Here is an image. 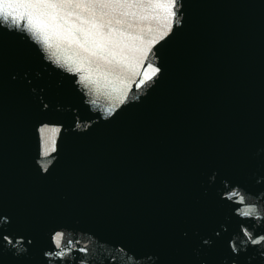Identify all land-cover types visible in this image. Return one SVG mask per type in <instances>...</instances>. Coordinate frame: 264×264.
Masks as SVG:
<instances>
[{"label": "water", "instance_id": "water-1", "mask_svg": "<svg viewBox=\"0 0 264 264\" xmlns=\"http://www.w3.org/2000/svg\"><path fill=\"white\" fill-rule=\"evenodd\" d=\"M27 2L0 0V264H264V0H143L114 70Z\"/></svg>", "mask_w": 264, "mask_h": 264}, {"label": "snow or ice", "instance_id": "snow-or-ice-1", "mask_svg": "<svg viewBox=\"0 0 264 264\" xmlns=\"http://www.w3.org/2000/svg\"><path fill=\"white\" fill-rule=\"evenodd\" d=\"M174 3L175 0H169L168 4L157 7L171 9ZM142 6L143 0H28L25 14L29 31L47 47H52L50 41L56 36L79 50L97 67L113 66L114 70V66L120 63L117 57L124 52L127 31L131 27L126 18L134 13L129 10ZM170 15L175 13L170 12ZM156 71L158 69H152L153 74ZM150 78L145 75V80ZM49 131L55 133L57 129ZM54 144L53 140L52 147L45 149V156L55 150ZM59 240L57 235V244Z\"/></svg>", "mask_w": 264, "mask_h": 264}]
</instances>
